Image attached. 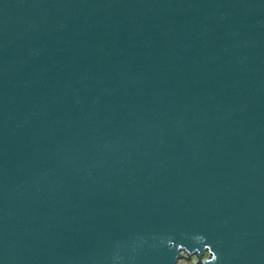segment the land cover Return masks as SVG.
I'll use <instances>...</instances> for the list:
<instances>
[{
    "label": "water",
    "instance_id": "1",
    "mask_svg": "<svg viewBox=\"0 0 264 264\" xmlns=\"http://www.w3.org/2000/svg\"><path fill=\"white\" fill-rule=\"evenodd\" d=\"M264 264V0H0V264Z\"/></svg>",
    "mask_w": 264,
    "mask_h": 264
},
{
    "label": "rangeland",
    "instance_id": "2",
    "mask_svg": "<svg viewBox=\"0 0 264 264\" xmlns=\"http://www.w3.org/2000/svg\"><path fill=\"white\" fill-rule=\"evenodd\" d=\"M177 264H193V262L187 259H181Z\"/></svg>",
    "mask_w": 264,
    "mask_h": 264
},
{
    "label": "built area",
    "instance_id": "3",
    "mask_svg": "<svg viewBox=\"0 0 264 264\" xmlns=\"http://www.w3.org/2000/svg\"><path fill=\"white\" fill-rule=\"evenodd\" d=\"M191 261L193 262V264H195V262H196V258L193 257Z\"/></svg>",
    "mask_w": 264,
    "mask_h": 264
}]
</instances>
